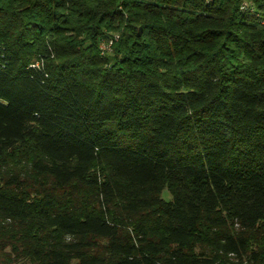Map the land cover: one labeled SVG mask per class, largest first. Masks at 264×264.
<instances>
[{"label":"trees","instance_id":"obj_1","mask_svg":"<svg viewBox=\"0 0 264 264\" xmlns=\"http://www.w3.org/2000/svg\"><path fill=\"white\" fill-rule=\"evenodd\" d=\"M263 19L0 0V264H264Z\"/></svg>","mask_w":264,"mask_h":264},{"label":"built area","instance_id":"obj_2","mask_svg":"<svg viewBox=\"0 0 264 264\" xmlns=\"http://www.w3.org/2000/svg\"><path fill=\"white\" fill-rule=\"evenodd\" d=\"M264 2V0H263ZM241 8L242 10H248L250 8V0H241ZM253 9V8H252ZM251 9V10H252ZM253 11V10H252ZM258 16V15H257ZM261 25L264 26V19L261 21ZM112 41L107 43H103L101 45V50L103 53H106L108 51H111Z\"/></svg>","mask_w":264,"mask_h":264},{"label":"rangeland","instance_id":"obj_3","mask_svg":"<svg viewBox=\"0 0 264 264\" xmlns=\"http://www.w3.org/2000/svg\"><path fill=\"white\" fill-rule=\"evenodd\" d=\"M162 199L165 201H171L172 197L170 195V193L167 190H164L162 193Z\"/></svg>","mask_w":264,"mask_h":264}]
</instances>
